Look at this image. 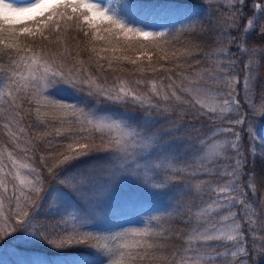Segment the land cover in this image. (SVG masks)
<instances>
[{
    "label": "snow or ice",
    "instance_id": "snow-or-ice-1",
    "mask_svg": "<svg viewBox=\"0 0 264 264\" xmlns=\"http://www.w3.org/2000/svg\"><path fill=\"white\" fill-rule=\"evenodd\" d=\"M137 7L135 0H0V128L7 136L0 141V264L264 258V172L255 170L257 156L264 160V88L255 87L264 79V0H228L212 14L207 0L161 9L192 18L160 30L131 25L123 10ZM69 32L98 53L94 64L74 59L69 66L59 52ZM205 35L215 38L166 48L178 37ZM97 41L105 47L98 50ZM101 61L113 73L127 71L126 62L139 78L116 75L109 84L89 71L103 70ZM61 86L80 99L53 96ZM25 110L35 112L37 132ZM170 190L168 209L145 212L146 197ZM173 207L187 209L189 227L175 238L151 227Z\"/></svg>",
    "mask_w": 264,
    "mask_h": 264
},
{
    "label": "trees",
    "instance_id": "trees-1",
    "mask_svg": "<svg viewBox=\"0 0 264 264\" xmlns=\"http://www.w3.org/2000/svg\"><path fill=\"white\" fill-rule=\"evenodd\" d=\"M135 3L138 5L137 8L126 9L129 14H135L138 8H142L146 6H151L153 9H158V10L165 9V8H177V7H182L185 9H195L196 7L199 6V0H135ZM218 5H223V7H227L228 0H207L208 14H212ZM200 12L201 14L203 13V8L200 9ZM204 27L207 28V22H205ZM74 36L75 34L73 32H69L67 34V40H65V42L61 46H59V52L66 57L67 61L69 62V66H71V62L74 59L85 61L86 67L94 64L95 60L98 59V53H92L91 47L85 46L87 42L84 41L82 37L74 39ZM214 38L215 37L211 35H205L203 36L202 39L200 37H178L175 40L170 41L173 47L166 46V48L169 52H171L173 48L181 49L183 43L188 39L200 40V42L203 43L205 41H210ZM120 43L121 45H123V40H121ZM93 46H95L98 50L102 47H105V45L101 41L95 42ZM135 47L139 48V45L136 44ZM151 47L152 46L149 45V48ZM65 48H67L68 50L67 52H65ZM78 48H79V51H77ZM131 52L132 54H135V55L140 54L138 51H129L127 55H132L130 54ZM117 54H120V53H117ZM103 55H111V53L110 52L103 53ZM156 59H157V56H153V61H155ZM101 63L105 65L103 70H99L94 67H89V71L97 72L101 77L106 76L109 84H111L112 80L114 79L116 75H120L123 79H126V80H134L136 78H139V73H136L134 71V66L127 64L126 62H121V68L127 71H121L118 73H113L112 69H109L107 67L106 61H101ZM143 63L147 65V60L145 59ZM160 63L161 65H164L165 68L169 66L168 64H165L164 61H161ZM147 75H151V72L149 71L148 73L145 74V76ZM155 75L157 77H160L161 79L163 78V73L161 71H157ZM261 75L264 76V73H261ZM2 79L3 78L0 77V80ZM255 87L257 91L260 88H264V79L258 81ZM51 94L55 97L67 99L69 101H76L80 99L75 94H73L70 89H66L63 86L53 89ZM33 107H35V105H33ZM24 115H25L26 122L31 121L33 123L34 125L33 132H37L38 128L42 127V125H39V126L36 125L37 117L34 111L32 112L31 116H29L27 113V110H25ZM0 123H2V121H0ZM56 126L57 125L50 124L47 130L53 131L54 127ZM262 129L264 130V127H262ZM195 135L196 134L193 133L192 136H189V140H191L193 143L197 142L194 139ZM5 139H7L6 133L4 132L2 128H0V141H3ZM48 139H52V143L54 147L58 145V138L53 139L49 137ZM195 166L199 167V160L196 161ZM255 170L257 174L264 172V160H262L259 155L257 156ZM261 192H264V189H262ZM170 195H171V190L166 193H157V194L146 197L147 207L144 209L145 212L164 211L168 209L169 208L168 197ZM249 195H251V193ZM188 203L190 204L191 201H189ZM181 206L183 207V205ZM195 211L196 209H193V212ZM187 218H188V213H187L186 208H185V212L181 214L177 212L176 207H173L166 213L165 212L159 213L158 218L152 222L151 227L153 228L154 231H159V232L171 231L173 238H175L177 235H182L184 232L189 231V227L186 226L184 223V220ZM191 218H192V222L195 223L196 221L195 215H192ZM127 222L137 224L139 223V220L137 218L133 221H129V220L121 221V223H127ZM88 254L94 255V253H91V252H89ZM253 259L255 260V264H264V258L253 257Z\"/></svg>",
    "mask_w": 264,
    "mask_h": 264
},
{
    "label": "rangeland",
    "instance_id": "rangeland-1",
    "mask_svg": "<svg viewBox=\"0 0 264 264\" xmlns=\"http://www.w3.org/2000/svg\"><path fill=\"white\" fill-rule=\"evenodd\" d=\"M10 2L23 5L31 3L33 0H10ZM100 2L107 5L108 0H100ZM126 9L123 10V14L127 17L131 25L142 26L149 30H160L167 26H178L182 21L192 18L191 16H179L172 18L167 15H160L158 9H153L151 6L138 8L135 14H129ZM130 54H132V52ZM261 133L264 134L263 129H261Z\"/></svg>",
    "mask_w": 264,
    "mask_h": 264
}]
</instances>
